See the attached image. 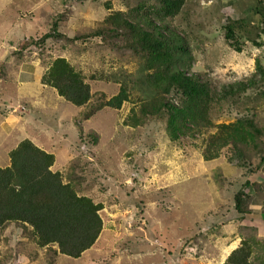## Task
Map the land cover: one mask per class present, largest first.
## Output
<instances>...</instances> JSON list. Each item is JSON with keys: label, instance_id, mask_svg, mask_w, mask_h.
Returning a JSON list of instances; mask_svg holds the SVG:
<instances>
[{"label": "rangeland", "instance_id": "rangeland-1", "mask_svg": "<svg viewBox=\"0 0 264 264\" xmlns=\"http://www.w3.org/2000/svg\"><path fill=\"white\" fill-rule=\"evenodd\" d=\"M106 1L112 10H126L133 0H0V64H5L7 75L0 76V166H8V152L29 138L55 155L54 171L66 173L75 165L79 176L88 178L85 194L105 207L104 228L91 249L80 258L45 251L39 254V261L223 264L241 239L232 201L240 184L232 182L241 177L244 183L247 178L238 160L229 161L230 150L218 159L206 161L191 145L196 143L194 140L184 137L179 142H168L162 136L166 137L165 130L155 121L145 129H123L128 106L120 112L104 108L82 120L79 107L58 96L54 88L43 89L40 82L45 72V53L41 57L35 54L33 63L21 66V58L11 55L14 49L33 50L29 39L48 32L56 16L66 8H70L66 14L70 18L59 24L62 31L68 35L92 31L108 12ZM186 1L175 24L189 38L194 72L223 84L247 78L255 71L257 59L264 62V46L246 41L243 51L236 52L223 37L228 18L236 20L250 11L255 15L254 25L262 22L264 0ZM260 40L264 43V34H260ZM86 43L91 47L77 59L72 51L66 56L88 73L103 66L94 52L98 56L105 49L98 48L96 39ZM78 48L76 45L73 50L78 52ZM23 73L36 83L21 80ZM92 85L94 90L108 95L116 92L113 84ZM7 109L10 111L5 114ZM230 120L222 116L219 121ZM91 131L100 136L97 143ZM251 179L264 181L258 174ZM247 192L253 191L249 188ZM253 209L240 224L256 227L259 236L264 237V216L260 206ZM0 251H7L3 240ZM7 264L33 263L13 254Z\"/></svg>", "mask_w": 264, "mask_h": 264}, {"label": "trees", "instance_id": "trees-1", "mask_svg": "<svg viewBox=\"0 0 264 264\" xmlns=\"http://www.w3.org/2000/svg\"><path fill=\"white\" fill-rule=\"evenodd\" d=\"M186 2L133 0L126 10H112L106 1L108 12L95 28L73 35L60 29L59 24L70 18L66 15L70 8H66L48 32L29 39L33 50L14 49L11 55L21 58V66L33 63L35 54L45 53L41 82L79 107L82 120L104 108L120 112L128 106L123 129H145L155 121L165 130L166 137L162 136L168 142L184 137L194 140L191 145L206 161L230 150L229 161L238 160L247 178L244 183L241 177L232 182L240 184L232 201L241 239L223 264H264V237L256 227L240 224L253 213V206H260L264 216V181L251 179L257 174L264 179V62L257 59L255 71L242 80L217 84L203 79L193 70L189 38L175 24ZM254 16L247 11L236 20H226L223 37L236 52L243 51L246 41L264 46L260 40L264 19L254 25ZM93 39L99 42L98 48L105 49L98 50V56L94 52L103 66L86 73L66 54L72 51L77 59ZM76 45L85 51H74ZM5 69L0 64V76L5 77ZM96 82L113 84L116 92L108 95L94 90ZM222 116L231 120L219 121ZM89 134L99 141L96 132ZM8 155L9 165L0 166V241L7 247L6 252L0 251V264L9 263L13 254L41 264L38 256L45 251L80 258L96 244L105 223L103 203L85 194L88 178H81L73 164L66 173L54 171L55 155L29 138Z\"/></svg>", "mask_w": 264, "mask_h": 264}, {"label": "crops", "instance_id": "crops-1", "mask_svg": "<svg viewBox=\"0 0 264 264\" xmlns=\"http://www.w3.org/2000/svg\"><path fill=\"white\" fill-rule=\"evenodd\" d=\"M33 67V66H32ZM21 76H20V79L22 80L23 79V81L25 82V83H30V81H32L33 82V84L34 83H36L34 80H32V79H30V77L28 76L27 77V75L26 74H20ZM42 85H43V83L42 82H40ZM44 85H43V89H44ZM20 256H23V255H20ZM25 257V256H24ZM25 259H27L26 257H25ZM28 260V259H27ZM28 262H29V260H28Z\"/></svg>", "mask_w": 264, "mask_h": 264}]
</instances>
